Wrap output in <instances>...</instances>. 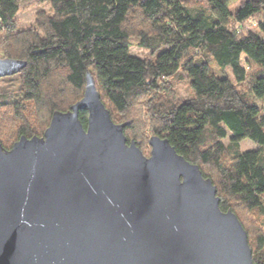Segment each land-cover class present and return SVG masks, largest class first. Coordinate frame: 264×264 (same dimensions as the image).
I'll use <instances>...</instances> for the list:
<instances>
[{
    "label": "trees",
    "instance_id": "trees-1",
    "mask_svg": "<svg viewBox=\"0 0 264 264\" xmlns=\"http://www.w3.org/2000/svg\"><path fill=\"white\" fill-rule=\"evenodd\" d=\"M30 2H48L51 12L21 28L17 12ZM255 18L258 33L248 28ZM131 39L149 57L131 54ZM0 56L26 61L0 78L15 81L0 94L4 148L41 136L52 112L82 97L89 73L112 121L128 122L127 141L140 149L149 130L196 164L220 210L246 231L253 263L264 264V115L255 101L264 97V0L234 8L225 0H0ZM212 64L229 75L216 76ZM179 77L191 96L174 102L167 96ZM79 119L86 128L85 110ZM244 139L257 148L242 151Z\"/></svg>",
    "mask_w": 264,
    "mask_h": 264
},
{
    "label": "water",
    "instance_id": "water-1",
    "mask_svg": "<svg viewBox=\"0 0 264 264\" xmlns=\"http://www.w3.org/2000/svg\"><path fill=\"white\" fill-rule=\"evenodd\" d=\"M25 65L0 58V78ZM126 124L87 73L82 97L52 112L42 136L0 143V264H254L212 181L166 138L150 136L145 156Z\"/></svg>",
    "mask_w": 264,
    "mask_h": 264
},
{
    "label": "rangeland",
    "instance_id": "rangeland-1",
    "mask_svg": "<svg viewBox=\"0 0 264 264\" xmlns=\"http://www.w3.org/2000/svg\"><path fill=\"white\" fill-rule=\"evenodd\" d=\"M227 4L231 7L234 8L236 7L239 3H241L243 0H225ZM189 5H198V4H204L206 3V0H185ZM44 12L45 14H50L51 8L50 4L48 2H43V3H23L20 5V9L17 12V21L19 22V26L21 28H28L31 25L34 24L35 18L38 16L39 13ZM257 18L255 20H251L248 22V28L252 30L253 32L258 33L257 29ZM130 52L133 55L137 56H142V57H149V52L139 48L136 45L135 39H131V47H130ZM0 58H2L0 56ZM211 69L214 72V74L218 77H223L224 75H229V70L225 69L224 71H221L216 64L211 65ZM172 91L167 96L171 101L174 102H179L184 99H187L191 96V90L188 85V81L184 77H179L175 81L172 82ZM15 81H11V79H0V94L3 92H11L15 88ZM247 94L249 97L253 98V95L247 91ZM162 96V95H161ZM257 104L259 105L261 109V114L264 115V97L260 99H255ZM143 133V131H142ZM43 134V133H42ZM145 134V139L144 140H139L140 141V149L142 150V153L145 156H149L150 154V146L148 144V137L151 135V132L149 130L144 131ZM9 136V135H7ZM42 136V135H41ZM10 137H12L10 135ZM9 137V138H10ZM141 139V138H140ZM228 142V137L223 139V143L227 144ZM257 148V145L254 144L252 141L248 139H244L240 143V149L242 151L244 150H249V149H255Z\"/></svg>",
    "mask_w": 264,
    "mask_h": 264
}]
</instances>
